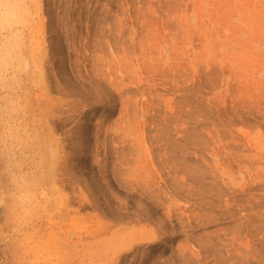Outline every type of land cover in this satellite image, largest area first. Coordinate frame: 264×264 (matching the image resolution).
Segmentation results:
<instances>
[{"label": "rangeland", "instance_id": "374dc122", "mask_svg": "<svg viewBox=\"0 0 264 264\" xmlns=\"http://www.w3.org/2000/svg\"><path fill=\"white\" fill-rule=\"evenodd\" d=\"M0 264H264V0H0Z\"/></svg>", "mask_w": 264, "mask_h": 264}]
</instances>
